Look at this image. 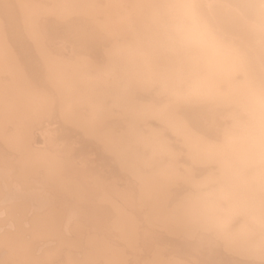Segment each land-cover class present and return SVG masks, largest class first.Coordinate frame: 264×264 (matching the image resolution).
Wrapping results in <instances>:
<instances>
[{"label":"bare ground","instance_id":"bare-ground-1","mask_svg":"<svg viewBox=\"0 0 264 264\" xmlns=\"http://www.w3.org/2000/svg\"><path fill=\"white\" fill-rule=\"evenodd\" d=\"M0 264H264V0H0Z\"/></svg>","mask_w":264,"mask_h":264},{"label":"clouds","instance_id":"clouds-1","mask_svg":"<svg viewBox=\"0 0 264 264\" xmlns=\"http://www.w3.org/2000/svg\"><path fill=\"white\" fill-rule=\"evenodd\" d=\"M194 39H195V37H194Z\"/></svg>","mask_w":264,"mask_h":264}]
</instances>
